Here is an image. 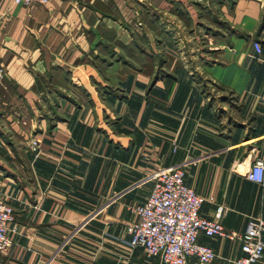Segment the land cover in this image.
<instances>
[{
	"label": "crops",
	"instance_id": "obj_1",
	"mask_svg": "<svg viewBox=\"0 0 264 264\" xmlns=\"http://www.w3.org/2000/svg\"><path fill=\"white\" fill-rule=\"evenodd\" d=\"M158 1L0 0V196L16 229L0 264H161L129 246L132 207L175 167L203 218L221 210L239 234L264 219L247 177L264 161V0ZM199 241L214 264L244 256Z\"/></svg>",
	"mask_w": 264,
	"mask_h": 264
},
{
	"label": "built area",
	"instance_id": "obj_2",
	"mask_svg": "<svg viewBox=\"0 0 264 264\" xmlns=\"http://www.w3.org/2000/svg\"><path fill=\"white\" fill-rule=\"evenodd\" d=\"M13 6L39 4L48 6L53 2L75 4L78 0H11ZM202 2L203 0H197ZM261 53V45L254 44ZM30 150L35 158L41 155L38 141L33 140ZM256 184L264 183V161L257 159L247 174ZM153 187L144 204L132 207L135 215L130 232L132 249L142 248L147 258H158L161 264H189L196 258L199 264H214L218 259L215 251L199 238L239 241L244 256L232 264H262L264 259V219H250L243 234L226 229L220 222V210L213 220L200 214L202 198L185 183L183 167L164 169L152 176ZM15 222L14 209L0 196V253H7L13 247L9 234Z\"/></svg>",
	"mask_w": 264,
	"mask_h": 264
},
{
	"label": "rangeland",
	"instance_id": "obj_3",
	"mask_svg": "<svg viewBox=\"0 0 264 264\" xmlns=\"http://www.w3.org/2000/svg\"><path fill=\"white\" fill-rule=\"evenodd\" d=\"M142 1H144L145 2V0H142ZM151 2H153L155 5L154 6H156V4H158L159 3V1L158 0H151ZM132 3H134V5H138V3H136V2H132ZM136 5V6H137ZM122 7H123V5H122ZM142 19L146 22V21H148V19H149V21L152 19H155V21H156V18H153V17H151V18H148V16L147 15H143L142 16ZM156 24V22H154V20H153V26ZM200 43H203L202 41V38L200 37ZM191 49H197L198 48V46L196 45V42L194 41V42H191V44H190V46H189ZM186 60H187V64L189 65V68H191L192 67V70H194L195 69V65H196V62H200V61H202L203 59H202V57H199V56H196L195 58H193V57H186ZM194 74H195V72H194ZM32 141V140H31ZM30 147V146H29Z\"/></svg>",
	"mask_w": 264,
	"mask_h": 264
}]
</instances>
